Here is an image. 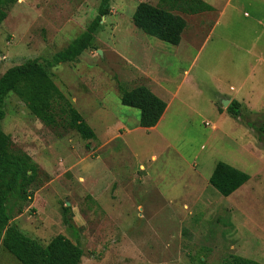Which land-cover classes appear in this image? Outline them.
Wrapping results in <instances>:
<instances>
[{"label": "rangeland", "instance_id": "rangeland-1", "mask_svg": "<svg viewBox=\"0 0 264 264\" xmlns=\"http://www.w3.org/2000/svg\"><path fill=\"white\" fill-rule=\"evenodd\" d=\"M142 1L185 19L178 45L133 24L132 13ZM99 3L0 0L6 13L0 23V76L28 59L51 61L87 28ZM260 4L264 7V1ZM109 8L91 48L74 61L46 68L94 139L43 124L13 92L4 99L0 130L38 167L27 197L19 189L7 195L8 224L41 246L57 235L77 241L80 264H218L228 254L264 264V134L227 112L219 115L214 105L220 89L237 86L240 78L256 85L257 92L264 85V70L248 65L260 68L262 62L230 56L232 41L225 38L252 29H246L241 15L235 26L225 25L224 16L210 33L216 12L189 13L170 0H112ZM156 81L172 92L179 87L178 99H188L196 114L167 115L169 121L175 117L163 129L170 145L158 131L124 139L122 124L137 127L139 110L121 104V90ZM251 116L264 123V113ZM218 161L249 179L235 194L204 199ZM0 264H20L1 240Z\"/></svg>", "mask_w": 264, "mask_h": 264}, {"label": "trees", "instance_id": "trees-1", "mask_svg": "<svg viewBox=\"0 0 264 264\" xmlns=\"http://www.w3.org/2000/svg\"><path fill=\"white\" fill-rule=\"evenodd\" d=\"M111 1L100 0L98 13L87 28L71 40L64 49L58 51L51 61L44 63L37 59H28L8 68L0 76V120L5 115L4 99L7 94L13 92L25 103L30 113L43 124L54 129H72L83 139H94V131L57 88L46 68L51 62L74 61L84 50L93 46L95 32L101 18L109 13ZM170 1L174 6L189 13L212 10L202 0ZM5 17V10L0 7V23ZM131 19L133 24L145 34L174 46L179 44L186 27V21L181 15L144 1L136 5ZM120 102L139 110L138 125L144 128L155 126L166 108V103L143 85L121 90ZM226 111L244 121L256 132L264 134V123L242 110L237 101L231 100ZM37 171L36 163L25 152L14 148L10 136L0 130V240L2 247L20 264H80L83 251L77 241L72 242L62 235H57L45 246H41L22 234L16 226L8 224L9 216L5 208L7 195L19 189L23 197H27L28 186L36 179ZM248 179L247 173L223 161H218L208 182L219 194L228 196ZM63 211L66 216L68 208H64ZM65 221L73 230H76L70 218L65 217ZM199 259L198 257L197 260L201 262ZM218 264L262 263L228 254Z\"/></svg>", "mask_w": 264, "mask_h": 264}, {"label": "crops", "instance_id": "crops-1", "mask_svg": "<svg viewBox=\"0 0 264 264\" xmlns=\"http://www.w3.org/2000/svg\"><path fill=\"white\" fill-rule=\"evenodd\" d=\"M202 1L208 4L212 8V10L210 11L212 12L214 11L217 13V16L215 17L216 19L214 20L212 28L210 29V33L214 32L216 25L218 26L221 24V19H223L224 16L227 17L226 18L227 22L225 23V25L230 24L231 26H235L239 24L240 21H238L236 17L240 15L242 16L244 24L245 26H247L246 29L247 30L252 29V33L240 35L241 34L240 32L238 34H233L232 38L225 37L231 39V40L226 39V41H232V43L229 42L228 51H231L230 56H233L234 58H246V57L258 58V61L260 60V62H262V66L260 65V68H257L256 65L251 61L248 62V65L250 70L257 71L258 73H262V70H264V59L261 60L259 58H264V7H261L260 3L263 2L264 0H202ZM240 9H244L246 11H243V13L241 14ZM205 19L206 18H202V20ZM210 37L211 36H209V38ZM239 62L240 59L238 60V63ZM247 81H248L247 78H240L239 80H237V86L225 85L223 86V88L220 89V91L218 92L219 101L214 104L215 109L219 115L222 116L224 115L225 112H227L226 111L227 106H223V105L221 107L219 106V103L222 104L224 100H228L229 103L231 100L237 101L240 104L242 110L249 112L252 115H260L264 113V85L259 84L260 90L259 92H257L256 85L247 84ZM150 86L148 88L156 96L161 98L166 103V108L155 126L148 128L140 127L139 125L137 127H126L124 124H122L123 127L125 128L124 139L126 138L127 135L139 131L140 133L146 136H148L151 131H158L162 140L167 145H170V139L168 138L169 135L167 133H164L163 131V129L167 127V121H169L167 115L174 114L175 116L178 113L180 114L183 113L186 114L185 116H191L193 114H196L195 111L197 110L194 107H191L190 104H188L187 102L188 99L186 100L178 99L177 90L179 89V87L172 92L159 81H156V84L153 83ZM175 101H177V104L174 105ZM174 118L175 117H173L171 121H169L170 125L174 121ZM170 131L172 132V128H170ZM151 158L155 159L156 157L155 155H152ZM239 188H237L233 193L234 194L237 193L236 191ZM218 194L219 193L212 186L211 188L205 186L202 196L204 199H208L209 195L217 197ZM239 199L240 197L237 196V200Z\"/></svg>", "mask_w": 264, "mask_h": 264}, {"label": "water", "instance_id": "water-1", "mask_svg": "<svg viewBox=\"0 0 264 264\" xmlns=\"http://www.w3.org/2000/svg\"><path fill=\"white\" fill-rule=\"evenodd\" d=\"M228 103H229V101H228V100H224V101L222 102V105H223V106H227V105H228Z\"/></svg>", "mask_w": 264, "mask_h": 264}]
</instances>
